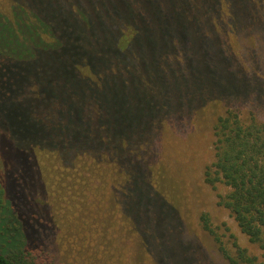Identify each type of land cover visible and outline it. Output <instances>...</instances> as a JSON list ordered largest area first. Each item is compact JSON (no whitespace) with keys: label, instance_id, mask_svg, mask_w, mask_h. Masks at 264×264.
Returning a JSON list of instances; mask_svg holds the SVG:
<instances>
[{"label":"trees","instance_id":"1","mask_svg":"<svg viewBox=\"0 0 264 264\" xmlns=\"http://www.w3.org/2000/svg\"><path fill=\"white\" fill-rule=\"evenodd\" d=\"M8 1L2 113L33 178L13 197L0 181V264H212L165 147L207 124L203 180L264 249V0ZM233 248L229 264H261Z\"/></svg>","mask_w":264,"mask_h":264},{"label":"rangeland","instance_id":"2","mask_svg":"<svg viewBox=\"0 0 264 264\" xmlns=\"http://www.w3.org/2000/svg\"><path fill=\"white\" fill-rule=\"evenodd\" d=\"M9 5L8 0H0V12L10 15ZM249 39H252V37H235L238 45L249 41ZM10 56L7 54L5 57L3 56L1 62L4 67L2 71L7 75V78H9V74H13L15 66V63L9 60ZM1 90L2 86H0V132H2L0 141V181L9 189L8 193L13 197L11 192L13 184L23 183V181L29 184L33 175L31 176L25 171L26 165L23 166L21 156L23 151L18 148L16 137H14L15 127L9 120L10 116L17 111L14 110L8 114L2 113L4 96ZM243 114L246 113L243 112ZM260 116L264 117L263 114H260ZM211 140L209 124L206 125V128L195 132L186 142L178 143V141L169 137L165 140L166 157L169 160L171 158L174 167H178L180 173L183 174L185 193L181 201V211L186 232L190 234L195 243L199 244L207 260L211 261L212 264H229L219 251V246L221 244L229 252H233L234 242L242 248H246L248 254L256 256L258 263L264 264V249L251 243L239 230L227 209L217 204V195L227 192V187L222 184L211 187L203 180L204 168L212 160ZM202 213L208 215L210 226L214 230L213 235L202 228L200 222Z\"/></svg>","mask_w":264,"mask_h":264}]
</instances>
